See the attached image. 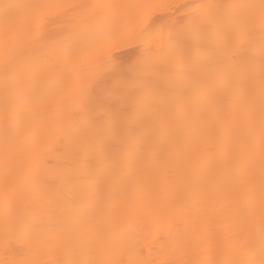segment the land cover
<instances>
[{"label":"bare ground","instance_id":"1","mask_svg":"<svg viewBox=\"0 0 264 264\" xmlns=\"http://www.w3.org/2000/svg\"><path fill=\"white\" fill-rule=\"evenodd\" d=\"M0 264H264V0H0Z\"/></svg>","mask_w":264,"mask_h":264}]
</instances>
